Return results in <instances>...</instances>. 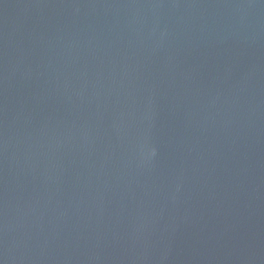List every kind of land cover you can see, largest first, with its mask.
<instances>
[{
  "label": "water",
  "instance_id": "95a60500",
  "mask_svg": "<svg viewBox=\"0 0 264 264\" xmlns=\"http://www.w3.org/2000/svg\"><path fill=\"white\" fill-rule=\"evenodd\" d=\"M0 264H264V0H0Z\"/></svg>",
  "mask_w": 264,
  "mask_h": 264
}]
</instances>
